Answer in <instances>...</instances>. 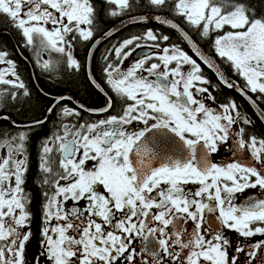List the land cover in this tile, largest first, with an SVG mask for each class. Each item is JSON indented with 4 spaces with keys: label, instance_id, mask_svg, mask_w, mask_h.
I'll return each instance as SVG.
<instances>
[{
    "label": "snow or ice",
    "instance_id": "1",
    "mask_svg": "<svg viewBox=\"0 0 264 264\" xmlns=\"http://www.w3.org/2000/svg\"><path fill=\"white\" fill-rule=\"evenodd\" d=\"M103 5L98 11L93 0H0V16L16 29L20 46L32 51L35 66L51 73L63 62L107 97L101 109L65 105L72 98L64 96L48 107L59 123L38 146L42 216L36 250L30 251L26 174L32 132L47 117L21 125L5 111L31 93L10 53L0 48V85L10 86L0 90V122L8 125L0 127V264H240L245 253L246 264H264V137L246 132L253 120L234 99L217 102L218 85L178 43H169V35L148 28L107 48L100 71L120 110L95 121L82 116L108 113L114 105L90 67L98 46L119 31L99 27L106 15L121 23L154 19L175 30L219 85L237 91L264 123V13L257 14L250 0ZM138 8L153 15L134 14ZM184 25L210 41L215 57L240 82L226 77ZM141 41L159 51L125 68ZM78 44L86 47L83 60L75 55ZM222 145L232 158L217 163L212 157ZM229 232L262 239L242 246Z\"/></svg>",
    "mask_w": 264,
    "mask_h": 264
},
{
    "label": "flooded vegetation",
    "instance_id": "2",
    "mask_svg": "<svg viewBox=\"0 0 264 264\" xmlns=\"http://www.w3.org/2000/svg\"><path fill=\"white\" fill-rule=\"evenodd\" d=\"M149 14H153V11H149ZM146 15H148V14H146ZM118 21H120L119 18L115 19V22H118ZM144 24L145 23H139V24L131 25V26H128V27L124 28L122 31H120L115 36H112L108 40L104 41L96 49L95 58L93 60H91V70L95 74L97 81L100 82L101 85L105 88V92H107L108 95L113 96L114 105H113V108L110 109L108 113H95L94 114L92 112L84 111V112H82V116H83L84 119L95 121V120H98V119L105 118V116H107L109 114L115 115V114H117V112H119L121 105H120V102H119L118 98H116L114 96V94L111 93L110 89H108L107 86L104 85V82H103V74L100 71V69L104 65L103 57H104V55L107 54L106 53V49L107 48H110L113 44H116L119 41H121L122 39L127 38V37L119 38L118 37L119 35H121L122 33L126 32L130 28H133V29L138 31V29L139 28L141 29ZM147 24H153V23H147ZM153 25H156V24H153ZM148 28H151V27H148ZM148 28H144L143 32L146 29H148ZM142 33H140V34H142ZM4 34L7 35V36H2ZM191 35L198 42H199V40H201L196 33L193 32ZM128 37H129V35H128ZM171 40L169 41V43H174V41H171ZM20 43H21V37L19 36V34L16 31V29L13 28L7 22V19L4 16H0V48H3L5 50H7L10 53L11 58L16 62V66H17L16 70L19 73L21 79L25 82V84L29 88L30 93H31V89H33L31 87V85H30V79H31V83H32V85L34 86L35 89L37 87L36 82L38 83L39 80H41V81H43V82H45L47 84L49 83L50 85H53V86L56 85L58 87L57 91L54 94L50 95V97H49V95H45V94L41 93L40 89L38 88L39 89V93L47 98L46 99L47 104L45 105V107H46L45 111L46 112L44 114V117L42 119H40V120H43L45 118L46 113H47V109H48V107H50L52 105L53 99L55 97L61 96L63 93H64L63 96L73 97L80 105H84V107L86 109H101V108H104L106 106L107 97L105 96V94L103 92L98 91L97 88H95L94 86H92L89 83V81L87 80V77H86V75L84 73H74V72L69 71L66 68V66L63 64V62L61 64L57 65V70L56 71H53L51 73L42 72L41 69L39 67L35 66V64H34L35 57H34V54L32 53V51L29 50V49H25V48L21 47ZM140 43H141L142 47L140 49H137L135 51V53L132 56H130L125 61V63H124V67L125 68H127L133 62V60L135 58L140 57V56L144 55L145 53H149L150 54V53L159 51V49L151 47V45L153 43L151 41H147V42L141 41ZM199 43H200L199 44L200 47H202L203 50L207 51L216 61H218L220 63L219 65L224 68L225 73H226V75L229 78H232V80L240 82V78L233 73V71L230 69V67L227 64H225L224 62L220 61V59L218 57H215V53L211 51L210 41H203V42H199ZM161 46H164V45L162 44ZM180 46L183 48L182 45H180ZM18 52L22 55V57L19 55ZM85 52H86V47L83 44H78L76 46L75 55H77L81 60L84 59ZM185 52L190 57L195 59L187 51H185ZM44 58L52 59L54 61L61 59L59 57V55L55 54V53L51 54V56H49L48 53H45L44 54ZM113 60H114V57H113ZM0 67H5V66L0 65ZM201 68L203 70L204 75L209 80H211L212 84L218 85V88L213 92V94L216 96L217 102L218 103H223V102H226V98H232V99H234L237 102V104L240 106V108L242 110H246L247 113H248V110L250 112L252 111L251 112L252 114H250V113H248V114H249L250 118L253 120L254 127H246V132L248 134H255V135L259 136V137H264V132H262L261 127H259L258 124H257V120L258 119L256 118L255 115H253V110L250 108L248 103L242 97H240V95H238L237 92L234 89H228V88L224 87L223 85H219V82L216 80V78L212 77L211 76L212 74L210 75V72L207 69H205L202 65H201ZM25 70H28V72L30 74L29 78H26V76L24 74ZM70 78L71 79L74 78V79L71 80ZM76 79H79V80H78V84L74 82V84H76V88H74L73 81L76 80ZM83 80L85 81L86 85H88L90 90L87 91ZM9 87L10 86H8V85H0V90H2L4 88H9ZM210 91H211V89H210ZM23 97L25 98V96L20 95V97L18 99H23L24 100ZM96 97H99L101 100L100 101H92L91 103H87V99L86 98L95 99ZM18 99L16 101H14V102H10L9 103V104H11V105L8 106V110L9 111L12 110L14 105H15V108L17 107L16 104L19 103ZM62 103L65 104V105H69L71 107H74V108L76 107L70 101H63ZM213 107H215V105H213ZM261 107L264 108V105H261ZM30 122H32V121H28L26 123L22 122V123H19V124L23 125V124H27V123H30ZM47 122H48L47 123L48 127L46 128L47 129L46 133L48 135L50 133V130H52L54 128V125L58 124L59 121L57 120V117H56L55 114H49V119H48ZM65 122H67V121H65ZM260 124L264 128V126L262 125L261 122H260ZM42 126H38V127H42ZM0 127H8V125L6 123L0 122ZM38 127H36L34 130H36ZM34 130H33V132H34ZM40 135H37V136H40ZM47 135H45V136H47ZM39 142H38L37 148H36V156H37V152H38ZM231 158L232 157L230 155V149H229V147L227 145H222L221 148H220V151L218 153L214 154L213 157H212V159L215 162H217V163H224V162H226L227 160H229ZM26 181H27V174H26ZM25 190H26V187H25ZM254 191H256V190H249V193L254 192ZM69 203H71V202H69ZM30 211H31V209H30ZM32 216L34 217L33 213H32ZM41 216H42V213H41V207H40V219L38 221V227H37V230H36L37 241L39 240V236H40ZM32 222H33V218H32ZM32 222H31V228H32L33 237H34L35 231L33 229ZM229 236L234 241H239L242 244V246H248L250 242H255V241H258V240L262 239V237L259 236V235L251 237V238H248V239H244V238H240L238 236V234H235L233 232H229ZM252 239H255V240L252 241ZM32 240H33V238H32ZM37 244H38V242H37ZM239 260H240V264H246V261H247L246 253L243 254V255H240L239 256Z\"/></svg>",
    "mask_w": 264,
    "mask_h": 264
},
{
    "label": "trees",
    "instance_id": "3",
    "mask_svg": "<svg viewBox=\"0 0 264 264\" xmlns=\"http://www.w3.org/2000/svg\"><path fill=\"white\" fill-rule=\"evenodd\" d=\"M93 2L95 4V6L97 7L98 11L102 7H105V5H103V0H93ZM250 3L256 9L257 14L264 13V0H250ZM149 11H153V10L146 9V8H138L134 14H149ZM169 17L171 18L170 14H169ZM101 19L103 22L100 23L99 27L103 30H107L116 24L115 19H117V18H110L106 15H102ZM146 24L147 23H145L141 29L139 28L138 31L133 29V28H130L126 32L119 35L118 37L123 38V37H128V35L131 36L133 34H140L143 32L144 28L151 27L153 29H158L160 32H163L164 34L169 35L170 40L172 39L171 41H174V43H178L179 45H182L183 49L185 51H187L190 55H192L191 52L189 51V49L187 48V46L185 45V43L179 38V36L174 31L167 29L163 26H159V25L157 26V25H153V24H147L146 25ZM2 36H7V35L4 34ZM24 74H25L26 78L30 77L28 70H25ZM210 75H211V73H210ZM73 79L74 78H72L71 80H73ZM78 80L79 79H76L73 81L74 88H76V84H74V82L78 84ZM83 82L85 84L87 91L90 90V88L88 87V85H86L84 80H83ZM36 84H37V87L35 89L31 83V79H30V85L33 88V89H31L32 94L30 96H28L27 98L23 97L24 100L18 99L19 103L16 104L17 105L16 108H15V105L13 106V108H12L13 111L12 110L9 111L8 107L5 109V111L11 115L12 119L17 121L18 123H22V122L26 123L28 121L42 119L44 117L45 112H46L45 111L46 110L45 105L47 104V102H46L47 98L39 93V89H40V92L42 89L43 92H41V93H43V94L47 93L49 95V97H50V95L54 94L58 89V87L56 85L53 86V85H50L49 83L47 84L41 80H39L38 83L36 82ZM86 99H87V103H91L92 101H100L101 100L99 97H96L95 99H89V98H86ZM9 105H11V104H9ZM251 112L248 110V113L252 114ZM48 119H49V116L47 117V121H48ZM47 123L48 122H45L42 127H38L36 130H34V132L32 133V138H31V146H30L31 162H30L29 171L27 173V181H26V185H25L26 191L31 195V198H32L30 209H31L32 213L34 214L32 226H33V229L35 231V234H34V237H33L31 244L29 245L30 251H35L36 247H37L38 241H37L36 230L38 227V221L40 219V207L42 204L41 202H42V190H43L39 186V180L36 179V177L38 175L36 148H37V144L40 141V139L45 137V135H47V133H46V131H47L46 128L48 127ZM257 124L259 127H261L262 132H264V128L261 126V124L258 120H257ZM37 135H40V136H37Z\"/></svg>",
    "mask_w": 264,
    "mask_h": 264
},
{
    "label": "water",
    "instance_id": "4",
    "mask_svg": "<svg viewBox=\"0 0 264 264\" xmlns=\"http://www.w3.org/2000/svg\"><path fill=\"white\" fill-rule=\"evenodd\" d=\"M149 16H152L153 14H148ZM127 19V18H126ZM144 23H153V24H156V25H160V24H158L154 19L153 20H151V22H144ZM117 24V23H116ZM115 24V25H116ZM115 25H113L112 27H110L108 30H110V29H116V28H114V26ZM131 25H133V24H129L128 26H131ZM135 25V24H134ZM127 26V27H128ZM162 26V25H161ZM164 27H166V26H164ZM124 28H126V27H124ZM124 28H122V27H120V30L119 31H122ZM166 28H168V27H166ZM169 29V28H168ZM170 30H172V29H170ZM119 31H114V34L112 35V36H115L117 33H119ZM172 31H174L178 36H179V34L175 31V30H172ZM111 36V37H112ZM110 37V38H111ZM109 39V38H108ZM108 39H106V40H108ZM105 40V41H106ZM183 41V40H182ZM184 43H185V45L188 47V49L190 50V52L193 54V56L199 61V58L195 55V53L192 51V49H191V47L187 44V42L186 41H183ZM197 46L200 48V50L203 52V53H205L206 55H208L206 52H204L203 51V49L197 44ZM99 47V46H98ZM96 51V50H95ZM19 53V52H18ZM19 55L21 56V54L19 53ZM22 57V56H21ZM200 63L206 68V69H208L213 75H214V77L215 78H217V76L215 75V73L212 71V70H210L207 66H205L201 61H200ZM219 66V65H218ZM90 67H91V61H90ZM221 69V68H220ZM222 71V70H221ZM223 72V71H222ZM218 79V78H217ZM98 91H100L99 89H97ZM101 92V91H100ZM237 92V91H236ZM237 94L238 95H240L238 92H237ZM64 97H70V96H64ZM240 97H242L241 95H240ZM72 99L71 100H64V101H70L72 104H74L76 107H77V105L79 104L73 97H71ZM243 98V97H242ZM244 99V98H243ZM245 100V99H244ZM247 103H248V105H249V102L247 101V100H245ZM250 106V105H249ZM251 108V107H250ZM252 110H253V108H251ZM254 111V110H253ZM49 116V113L47 112L46 113V116L45 117H48ZM260 121V120H259ZM261 122V121H260ZM262 123V122H261ZM262 125L264 126V123H262Z\"/></svg>",
    "mask_w": 264,
    "mask_h": 264
},
{
    "label": "bare ground",
    "instance_id": "5",
    "mask_svg": "<svg viewBox=\"0 0 264 264\" xmlns=\"http://www.w3.org/2000/svg\"><path fill=\"white\" fill-rule=\"evenodd\" d=\"M129 24H133V25H134V23H130L128 19H124V20H123V23H121L120 21L117 22V24L114 26V28L120 30V27L124 28V27H127ZM136 24H139V23H136ZM136 24H135V25H136ZM119 32H120V31H119ZM231 79H232V78H231Z\"/></svg>",
    "mask_w": 264,
    "mask_h": 264
},
{
    "label": "rangeland",
    "instance_id": "6",
    "mask_svg": "<svg viewBox=\"0 0 264 264\" xmlns=\"http://www.w3.org/2000/svg\"><path fill=\"white\" fill-rule=\"evenodd\" d=\"M170 18V17H169ZM186 28H188V31L189 32H191L192 31V29L189 27V26H187V25H184ZM64 95V93L61 95V96H63ZM255 239H252V241H254Z\"/></svg>",
    "mask_w": 264,
    "mask_h": 264
}]
</instances>
